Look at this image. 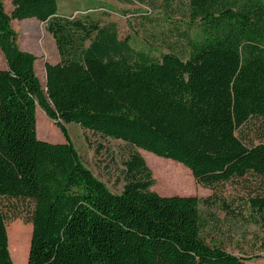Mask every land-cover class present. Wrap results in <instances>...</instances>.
I'll return each instance as SVG.
<instances>
[{
	"label": "trees",
	"instance_id": "1",
	"mask_svg": "<svg viewBox=\"0 0 264 264\" xmlns=\"http://www.w3.org/2000/svg\"><path fill=\"white\" fill-rule=\"evenodd\" d=\"M11 5L7 13L0 0V197L34 203L29 250L16 232L15 257L26 254V264H246L203 235L200 205L216 200L168 196L182 190L177 174L160 195L152 189L153 156L134 148L184 165L206 186L264 175V130L256 142L236 134L250 118L264 119V0H187L196 33L184 34L181 55L158 56L134 51L113 21L95 18L92 12L114 11L104 5L70 15L59 14L57 0ZM26 18L45 23L58 52V62L44 63V88L36 55L19 48L10 25ZM45 115L63 142L37 137L47 136L48 122L39 127ZM67 123L133 148L118 193L84 163ZM249 201L264 227V196ZM6 221L0 208V264H14Z\"/></svg>",
	"mask_w": 264,
	"mask_h": 264
},
{
	"label": "rangeland",
	"instance_id": "2",
	"mask_svg": "<svg viewBox=\"0 0 264 264\" xmlns=\"http://www.w3.org/2000/svg\"><path fill=\"white\" fill-rule=\"evenodd\" d=\"M63 0H58L61 4ZM74 5L106 4L113 12L98 10L92 12L95 18L113 21L118 37L126 39L134 51H146L153 56L160 52L174 51L180 54L181 43L186 35H194L197 22H191L187 16V0H147L143 4L111 0H64ZM4 10L10 13L11 0H2ZM11 27L16 32V42L20 49L36 55L34 71L44 88V63L59 61L58 52L51 35L45 30V23L35 18L12 19ZM186 34V35H184ZM44 38L46 49L39 47V38ZM181 55V54H180ZM6 68V62L0 51V69ZM45 120L49 124L47 136L37 133L39 139L52 143L64 141L63 135L54 121L46 115L40 121L43 129ZM71 142L76 147L87 167L115 193L122 189L121 169L125 156L133 149L121 140L105 138L86 130L76 123L65 124ZM264 130L263 118H250L236 130V134L246 143L258 141ZM145 159L153 156L150 170L154 179L152 189L160 195L166 193L173 175L180 176L181 191L169 195L212 197L210 208L200 205V211L207 221L203 235L210 243H216L226 250L244 257L246 264H264V227L258 221L259 214L251 207L250 198L264 196V175L248 174L241 179H233L206 186L195 181L191 171L182 164H175L170 159L158 157L141 148H134ZM146 161V160H145ZM218 200L220 202L218 203ZM222 201L228 204L224 208ZM34 203L24 198L0 197V208L7 216L8 248L14 264H26L27 257L19 260L15 257L18 243L17 235L25 238V249L29 250L31 237L30 216ZM28 256V255H27ZM12 259V260H13Z\"/></svg>",
	"mask_w": 264,
	"mask_h": 264
},
{
	"label": "crops",
	"instance_id": "3",
	"mask_svg": "<svg viewBox=\"0 0 264 264\" xmlns=\"http://www.w3.org/2000/svg\"><path fill=\"white\" fill-rule=\"evenodd\" d=\"M111 1H115L118 4H121L123 2H127V3L128 2H134L137 4H143L139 0H118V1L111 0ZM57 2H58V0H57ZM103 5L108 7V8H111V7L107 6L106 4H103ZM89 8H94V6H92L91 2L89 3V5H82V6H77V5H74V3L70 2V1L66 2L64 0L61 2V4L58 3V12H59V14H64V15H70V14H75V13L87 11V10H89Z\"/></svg>",
	"mask_w": 264,
	"mask_h": 264
}]
</instances>
